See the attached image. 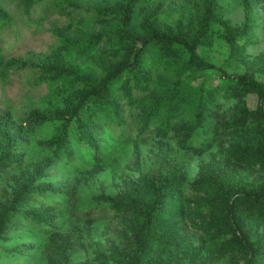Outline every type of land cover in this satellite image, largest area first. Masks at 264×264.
<instances>
[{
  "label": "rangeland",
  "instance_id": "1",
  "mask_svg": "<svg viewBox=\"0 0 264 264\" xmlns=\"http://www.w3.org/2000/svg\"><path fill=\"white\" fill-rule=\"evenodd\" d=\"M243 1H249L250 7ZM125 2L42 0L26 13L19 1L0 0V7L9 17V21L0 25V151L5 148L15 159L0 178V207L13 202L24 185L40 191L33 196L31 204L17 209L11 217V226L0 239V264L128 263L138 247L132 230L136 222L129 213L117 212L112 201L124 202L130 191L143 182L157 184L160 179L179 172L185 178L182 216L162 230L157 242L149 243L145 249L140 246L139 264H243L242 254L215 255L210 252L209 244L197 258L189 259V252L202 242L208 243V235L198 229L202 222L208 223L213 218L204 204L220 192L231 200L242 189H258L264 183V172L231 157L230 133L217 137L212 147L200 156L186 152L172 131L164 137L157 136L152 129L138 134L141 100L155 91L159 74L174 79L178 73L172 67L162 63L152 67L147 76L149 92L132 91V97H138L140 105L129 104L123 97L119 100L122 119L103 123L100 130L93 131L97 161L87 158L82 149L86 144L78 143L75 134L68 145L73 150L71 157L76 168L66 164V160L53 161L52 149L46 143L55 138L63 123L37 125L31 121L38 111L54 107L49 103L52 87L44 82L36 83L41 70L33 65L46 62L57 52L62 44L57 31L69 40L102 35L91 54L60 55L65 62L81 68L95 65L100 54L111 45L106 34L111 22L100 19L97 12ZM161 2L145 0L142 4L158 6ZM217 2L221 18L232 28L251 23L245 54L251 60H264V0ZM197 14V6H190L188 0H165L154 21L164 29L178 21L183 25L194 24ZM229 52L225 40L217 37L210 47L199 50V55L221 66ZM8 61L24 66L6 68ZM187 77L185 74L181 79L194 86L219 83L213 70ZM257 77L264 81V74ZM257 103L255 94L245 97L247 110H255ZM219 104L218 114L224 118L238 112L237 100L219 98ZM197 139L195 136L193 142ZM201 182H208L210 191L196 194L193 186ZM256 222L246 223L253 241L264 233V226ZM172 231L179 233L177 240H172ZM224 241L216 240L214 246ZM119 257L127 258L120 262Z\"/></svg>",
  "mask_w": 264,
  "mask_h": 264
},
{
  "label": "trees",
  "instance_id": "2",
  "mask_svg": "<svg viewBox=\"0 0 264 264\" xmlns=\"http://www.w3.org/2000/svg\"><path fill=\"white\" fill-rule=\"evenodd\" d=\"M17 1L29 13L31 7L42 0ZM125 1L97 12L100 19L111 22L109 31L106 28L111 45L100 54L95 65L81 68L65 62L60 55L91 54L102 35L69 40L59 30L57 35L62 44L57 52L46 62L31 64L41 70L36 83L51 85L49 103L54 106L38 111L31 121L37 125L52 121L63 123L55 138L46 143L47 148L52 149V160H66V164L76 168L71 157L73 150L68 145L75 134L78 143L86 144L82 149L87 158L97 161L93 131L100 130L103 123H116L122 119L119 100L123 97L129 104L140 105L139 98L132 97V91L147 94L149 71L162 63L178 74L174 79L159 74L155 91L141 100L138 134L152 129L157 136L164 137L172 131L186 152L200 156L212 147L217 137L230 133L231 157L264 172V81L257 77L264 74V60H251L245 54L251 23L232 28L221 18L217 0H188L190 6L198 9L195 23L183 25L178 21L161 29L154 18L165 0L158 6L142 4L145 0ZM243 2L250 7L249 1ZM7 21L8 14L0 7V25ZM217 37L224 39L230 49L221 66L199 55V50L210 47ZM23 66L8 61L5 67ZM205 70L216 72L219 83L194 86L185 78L181 79L185 74L189 78ZM249 94H255L258 99L257 107L251 111L245 108V97ZM219 98L237 100L238 112L228 118L219 115ZM162 115L164 118L158 121ZM195 136L198 139L193 142ZM10 156L5 148L0 151V178L15 160ZM37 174L41 175L40 171ZM184 189L185 178L179 172L160 179L157 184L143 182L130 191L124 202L112 201L117 212L129 213L136 222L132 230L138 247L124 264H139L137 250L140 254V246L145 249L149 243L157 242L162 230L182 216ZM193 191L196 194L209 192L208 182L195 184ZM39 192L24 185L13 202L0 207V239L11 226L10 219L17 209L31 204L33 196ZM204 207L212 212L213 218L208 223L202 222L198 229L208 235V243L202 242L190 251L189 259L200 256L209 244L210 252L215 255L242 254L243 264H264V233L253 241L246 226L248 220H256L264 226V183L255 190H240L231 200L220 192ZM212 231L216 232L211 234ZM171 234L172 240L179 238L178 232ZM216 240L225 241L214 246ZM126 258L118 259L124 262Z\"/></svg>",
  "mask_w": 264,
  "mask_h": 264
}]
</instances>
